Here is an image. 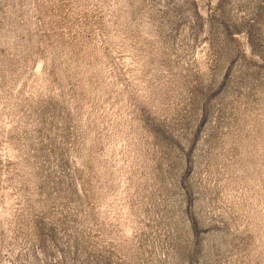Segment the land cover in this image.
Returning a JSON list of instances; mask_svg holds the SVG:
<instances>
[{
	"label": "rangeland",
	"instance_id": "374dc122",
	"mask_svg": "<svg viewBox=\"0 0 264 264\" xmlns=\"http://www.w3.org/2000/svg\"><path fill=\"white\" fill-rule=\"evenodd\" d=\"M0 264H264V0H0Z\"/></svg>",
	"mask_w": 264,
	"mask_h": 264
}]
</instances>
